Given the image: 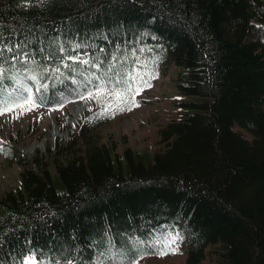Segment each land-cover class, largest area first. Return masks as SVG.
<instances>
[{"label": "trees", "instance_id": "1", "mask_svg": "<svg viewBox=\"0 0 264 264\" xmlns=\"http://www.w3.org/2000/svg\"><path fill=\"white\" fill-rule=\"evenodd\" d=\"M0 31L29 53L5 52L0 98L22 85L60 105L123 81L138 54L169 56L184 98L155 152L94 143L96 113L54 170L3 143L23 169L0 198V264H130L165 226L183 227L187 264L207 248L264 264V0H0Z\"/></svg>", "mask_w": 264, "mask_h": 264}, {"label": "rangeland", "instance_id": "2", "mask_svg": "<svg viewBox=\"0 0 264 264\" xmlns=\"http://www.w3.org/2000/svg\"><path fill=\"white\" fill-rule=\"evenodd\" d=\"M132 70L134 73L130 85L133 89L139 88L140 91L138 94L129 93L124 103H119L110 95L111 91H103L100 106L96 108L94 98L87 96L86 102L88 101L90 107L77 118L70 106L71 103L61 107H44L35 102L37 106L31 111L22 112L17 108L0 115V138L12 144L18 155H25L30 159L38 157L43 163V168L54 170L58 163L68 159L70 152L78 156L82 154L81 145H78L77 140L75 142L71 140L72 132L77 131L88 113L96 109L116 115L88 134L94 143L106 144L119 153L127 147L152 152L163 149L165 144L161 142V127L178 115L173 108L176 101L181 99L173 88L178 70L172 62L161 65L145 64ZM22 169L17 162L4 159L0 151V198L6 192L17 191L20 188ZM165 236L169 238L167 248L162 246V239L156 242V248L165 254L157 252L146 256L139 260L138 264H187L186 237L182 229L180 227H176L174 231L167 229ZM202 262L216 264L211 248L206 249Z\"/></svg>", "mask_w": 264, "mask_h": 264}, {"label": "snow or ice", "instance_id": "3", "mask_svg": "<svg viewBox=\"0 0 264 264\" xmlns=\"http://www.w3.org/2000/svg\"><path fill=\"white\" fill-rule=\"evenodd\" d=\"M7 38L4 36L3 32L0 31V60L4 59L5 52L11 53V61H20L22 58L24 61L27 60L29 57V53L26 51H19L21 45L20 44H14L11 42H6ZM79 47V46H77ZM69 59H73V57H69ZM81 63H88V61H81ZM6 69L3 67L2 64H0V89H3L4 87V80L7 79ZM31 79L36 80L37 77L32 76ZM134 82V81H133ZM119 83H123V81H118ZM40 88L46 87L44 84L39 85ZM39 90V88L37 89ZM104 91V89H99L95 95L93 93L89 92L88 97L89 98H99L101 93ZM140 89L136 88L133 89L131 85H126L123 89H112L109 93L110 95H113L119 103H124L125 100L128 98V94L131 92L139 93ZM14 93L16 95H14ZM9 99L12 100L11 103L8 102V100L0 98V115H3L8 112H12L15 109L19 108L23 111H31L34 107L37 105L35 104V101L33 100L32 91L28 87L20 86V87H13L12 92L8 93ZM134 103V100L132 101ZM27 106V107H26ZM123 110V109H121ZM130 110V109H128ZM161 255L165 254L163 252L160 253ZM24 264H36L35 258L30 257L28 260L24 262ZM66 264H74V261L72 259H68L66 261ZM130 264H138V261H131Z\"/></svg>", "mask_w": 264, "mask_h": 264}, {"label": "bare ground", "instance_id": "4", "mask_svg": "<svg viewBox=\"0 0 264 264\" xmlns=\"http://www.w3.org/2000/svg\"><path fill=\"white\" fill-rule=\"evenodd\" d=\"M184 101V100H183ZM88 102V101H87ZM85 99L79 100L72 104V109L75 111V115L77 118L81 116L89 107V104ZM182 102V101H181ZM180 104V103H179ZM179 106V105H178ZM181 107V106H180ZM183 108V107H182ZM181 115V114H180ZM35 145V144H34ZM32 147V146H31ZM142 150V149H141ZM146 151V150H145ZM174 231V230H173ZM179 233V232H178ZM164 253V252H163ZM170 253V252H169Z\"/></svg>", "mask_w": 264, "mask_h": 264}, {"label": "crops", "instance_id": "5", "mask_svg": "<svg viewBox=\"0 0 264 264\" xmlns=\"http://www.w3.org/2000/svg\"><path fill=\"white\" fill-rule=\"evenodd\" d=\"M165 125H166V123H165V124H163V126L161 127V130H162V128H163ZM161 130H160V133H161Z\"/></svg>", "mask_w": 264, "mask_h": 264}]
</instances>
